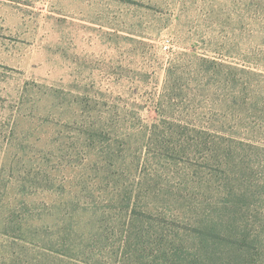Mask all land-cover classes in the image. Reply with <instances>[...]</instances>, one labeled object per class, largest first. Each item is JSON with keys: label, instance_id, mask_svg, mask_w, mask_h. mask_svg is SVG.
Instances as JSON below:
<instances>
[{"label": "rangeland", "instance_id": "obj_1", "mask_svg": "<svg viewBox=\"0 0 264 264\" xmlns=\"http://www.w3.org/2000/svg\"><path fill=\"white\" fill-rule=\"evenodd\" d=\"M263 47L264 0H0V264H264Z\"/></svg>", "mask_w": 264, "mask_h": 264}, {"label": "trees", "instance_id": "obj_2", "mask_svg": "<svg viewBox=\"0 0 264 264\" xmlns=\"http://www.w3.org/2000/svg\"><path fill=\"white\" fill-rule=\"evenodd\" d=\"M212 238L216 239L217 241H220V242L221 241L227 242V238L223 237L222 235H214V237H212ZM207 241H208V239H204L201 241V243L204 244ZM242 243H244V242H242ZM235 244H236V242H235ZM243 245H245V244H243ZM237 246H238L237 247L238 249L234 250L229 255L230 256L229 259L231 258L230 261L232 262L234 260V263H235V260H239L244 253L241 243L238 244ZM207 250L208 249L206 248L205 252H202V253L201 252H195L194 255L192 256L193 259H188V260L184 259L181 261L182 264H208V262H210L209 264H220V262H224V261L220 260L221 258H218L217 255L215 257L213 254L209 255ZM171 254L172 255H169L168 252H162L161 251V254L159 255V261L157 260L153 264H177L174 260L176 255L173 253H171ZM170 257H172V259ZM237 264H240V263H237Z\"/></svg>", "mask_w": 264, "mask_h": 264}, {"label": "crops", "instance_id": "obj_3", "mask_svg": "<svg viewBox=\"0 0 264 264\" xmlns=\"http://www.w3.org/2000/svg\"><path fill=\"white\" fill-rule=\"evenodd\" d=\"M264 48V47H263Z\"/></svg>", "mask_w": 264, "mask_h": 264}]
</instances>
